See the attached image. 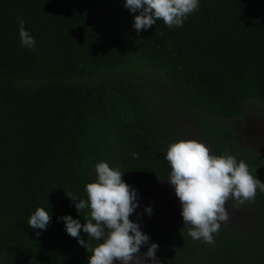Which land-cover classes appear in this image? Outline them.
Masks as SVG:
<instances>
[{
    "label": "trees",
    "instance_id": "trees-1",
    "mask_svg": "<svg viewBox=\"0 0 264 264\" xmlns=\"http://www.w3.org/2000/svg\"><path fill=\"white\" fill-rule=\"evenodd\" d=\"M106 10L104 0H0V264H88L90 253L57 218L85 223L87 210L79 215L69 197L87 198L99 162L133 187L168 180L165 153L180 140L172 111L159 109L139 77L145 68L172 91L170 107L195 119L212 155L243 160L264 182L262 154L224 127L247 107L264 109V0H200L182 27L161 20L139 33V12L121 33ZM20 19L35 50L21 47ZM229 200L251 214L246 226L221 227L214 244L193 240L184 225L157 231L162 256L174 264H264V193ZM40 207L51 222L32 230ZM80 238L88 239L82 229Z\"/></svg>",
    "mask_w": 264,
    "mask_h": 264
},
{
    "label": "clouds",
    "instance_id": "clouds-1",
    "mask_svg": "<svg viewBox=\"0 0 264 264\" xmlns=\"http://www.w3.org/2000/svg\"><path fill=\"white\" fill-rule=\"evenodd\" d=\"M199 4L200 0H123V7L130 13L139 12L132 25L137 33L147 31L161 20L169 28L182 27ZM18 24L21 47L35 50V39L26 30L25 22L20 19ZM132 156L139 158L138 153ZM165 159L170 168L167 182L178 198L184 227L193 240L214 244V234L229 219L226 208L229 199L243 204L254 200L257 190L264 193V182L251 174L243 160L237 161L232 155H212L198 141L169 144ZM94 172V182L84 187L87 198L69 197L79 215L87 210L85 223L70 215L57 218L63 221L67 235L76 238L90 253L88 264H145L146 261L159 264L156 257L159 245H149V235L141 231L140 223L129 218L140 207L137 190L122 179L124 173L119 168L110 167L105 161L97 163ZM152 213L150 205L144 207V214L151 217ZM51 219L52 213L40 207L30 215L28 226L32 230H47ZM81 229L87 234V241L80 238ZM90 241L99 243L93 247ZM142 246H148L143 255Z\"/></svg>",
    "mask_w": 264,
    "mask_h": 264
},
{
    "label": "rangeland",
    "instance_id": "rangeland-1",
    "mask_svg": "<svg viewBox=\"0 0 264 264\" xmlns=\"http://www.w3.org/2000/svg\"><path fill=\"white\" fill-rule=\"evenodd\" d=\"M106 11L110 13L111 17H115L118 22V28L121 33L126 31V26L130 22L129 10L123 7V0H104ZM140 74L141 81L150 86V98L152 101L158 103L159 109H169L168 115L171 121L174 123L176 135L179 140H195L210 149L212 154V148L209 144L205 134L200 131V128L195 123V119L186 114L177 112L174 108L170 107L171 94L170 89L164 84L163 79L156 70L142 69ZM245 116L240 119H234L232 121L225 122L224 127L230 129L234 134L233 139L236 144L242 146L246 151L254 153L264 152V109L261 106L255 105L247 107ZM138 192V201L140 207L136 209V213H140L138 216L136 213L129 218L134 222H138L141 225V231L148 234L150 237L149 245L154 243V233L157 231L165 230L172 227L184 225L183 219L180 215L181 208L178 198L175 196V192L172 186L168 182H160L157 184H151L147 186L134 187ZM230 205V203H226ZM151 206L153 213L151 217L144 214V207ZM251 214H246L241 210L234 209V218L230 221L222 222L221 227H239L246 225V223L252 220ZM235 217L238 220L235 221ZM243 220L246 221L243 223ZM234 221V222H233ZM148 246H142L140 249L141 255L147 252ZM156 257L159 264H174L166 260L161 251L158 249ZM142 259V257H138ZM118 264V262H114ZM145 264H151V261H146Z\"/></svg>",
    "mask_w": 264,
    "mask_h": 264
},
{
    "label": "flooded vegetation",
    "instance_id": "flooded-vegetation-1",
    "mask_svg": "<svg viewBox=\"0 0 264 264\" xmlns=\"http://www.w3.org/2000/svg\"><path fill=\"white\" fill-rule=\"evenodd\" d=\"M257 153H261V152H255V154H257ZM262 154V157H264V152L263 153H261ZM163 182H167V181H163ZM158 183H160V182H158ZM154 184H157V183H154ZM227 203H230V205H227L226 204V208H227V210H228V215H229V219L227 220V221H230V219H233L234 217V209L236 208L237 210H241V211H243L244 212V210L242 209V208H239L234 202H232V201H228ZM252 217V216H251ZM236 220H238V218L237 217H235V221ZM234 222V221H233ZM248 222H250L249 220H248ZM247 222V223H248ZM250 224V223H249ZM244 226H246V225H244ZM243 227V226H242Z\"/></svg>",
    "mask_w": 264,
    "mask_h": 264
}]
</instances>
